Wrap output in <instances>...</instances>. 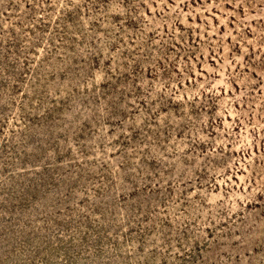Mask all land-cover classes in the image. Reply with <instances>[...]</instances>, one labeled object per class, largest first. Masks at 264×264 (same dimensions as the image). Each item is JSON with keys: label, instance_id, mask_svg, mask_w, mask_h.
Returning a JSON list of instances; mask_svg holds the SVG:
<instances>
[{"label": "rangeland", "instance_id": "1", "mask_svg": "<svg viewBox=\"0 0 264 264\" xmlns=\"http://www.w3.org/2000/svg\"><path fill=\"white\" fill-rule=\"evenodd\" d=\"M0 264H264V0H0Z\"/></svg>", "mask_w": 264, "mask_h": 264}]
</instances>
